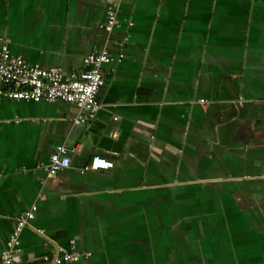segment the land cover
I'll return each instance as SVG.
<instances>
[{"label": "crops", "instance_id": "obj_1", "mask_svg": "<svg viewBox=\"0 0 264 264\" xmlns=\"http://www.w3.org/2000/svg\"><path fill=\"white\" fill-rule=\"evenodd\" d=\"M3 45L65 75L114 60L84 122L0 98V253L35 205L14 264L72 239L77 264H264V0H0ZM93 157L113 167L83 172Z\"/></svg>", "mask_w": 264, "mask_h": 264}, {"label": "built area", "instance_id": "obj_2", "mask_svg": "<svg viewBox=\"0 0 264 264\" xmlns=\"http://www.w3.org/2000/svg\"><path fill=\"white\" fill-rule=\"evenodd\" d=\"M115 24L114 12L109 11L107 21L100 28L111 33ZM125 44L126 40L122 42V45ZM122 59L123 55L119 54L116 60L120 62ZM113 60L109 50H94L83 59L82 70H72L65 75L59 69H44L37 64L29 65L23 58L13 56L6 45H3L0 48V98L35 103L73 104L85 113L84 116H79L76 122H84L94 118L100 108L97 94L104 85V66ZM69 167L70 158L64 146L57 147L48 163L42 166L49 180H54L60 172L68 170ZM112 167L111 161L93 157L82 171H108ZM36 210V206L33 205L30 210L15 218L13 229L0 253V264H14L21 253L22 231L34 219ZM38 233L43 235L44 231L39 230ZM89 256L90 254L80 250L76 241L72 239L65 247L56 246L52 254L43 255L41 260L48 264H77Z\"/></svg>", "mask_w": 264, "mask_h": 264}]
</instances>
